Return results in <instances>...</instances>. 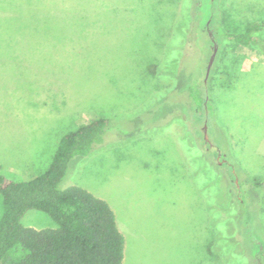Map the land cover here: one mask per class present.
Returning <instances> with one entry per match:
<instances>
[{
  "label": "rangeland",
  "instance_id": "374dc122",
  "mask_svg": "<svg viewBox=\"0 0 264 264\" xmlns=\"http://www.w3.org/2000/svg\"><path fill=\"white\" fill-rule=\"evenodd\" d=\"M254 22L264 0H0V173L45 171L62 137L107 119L59 187L109 204L122 264H264V44L225 38ZM207 23L223 52L204 83ZM21 224L56 227L35 210Z\"/></svg>",
  "mask_w": 264,
  "mask_h": 264
},
{
  "label": "trees",
  "instance_id": "16d2710c",
  "mask_svg": "<svg viewBox=\"0 0 264 264\" xmlns=\"http://www.w3.org/2000/svg\"><path fill=\"white\" fill-rule=\"evenodd\" d=\"M263 29L264 22H254L225 38L260 51ZM148 62L152 67L147 72L153 78L158 75L156 69L165 71L164 62ZM198 99L201 109L204 99ZM107 126V119H94L62 137L47 169L27 180L16 181L0 173V264H122L125 241L109 204L81 187H59L68 163L100 145ZM29 210L45 213L56 227L23 226L21 219Z\"/></svg>",
  "mask_w": 264,
  "mask_h": 264
},
{
  "label": "water",
  "instance_id": "95a60500",
  "mask_svg": "<svg viewBox=\"0 0 264 264\" xmlns=\"http://www.w3.org/2000/svg\"><path fill=\"white\" fill-rule=\"evenodd\" d=\"M208 35L210 36V39H211V41H212V53H211V55H210L208 65H207V67H206L205 81H206V79H207V77H208V74H209V71H210L211 65H212V63H213V60H214L215 55H216L217 50H218V44H217V42L215 41L212 32H211V31H208Z\"/></svg>",
  "mask_w": 264,
  "mask_h": 264
},
{
  "label": "flooded vegetation",
  "instance_id": "af4514ba",
  "mask_svg": "<svg viewBox=\"0 0 264 264\" xmlns=\"http://www.w3.org/2000/svg\"><path fill=\"white\" fill-rule=\"evenodd\" d=\"M207 31H208V29H207Z\"/></svg>",
  "mask_w": 264,
  "mask_h": 264
}]
</instances>
